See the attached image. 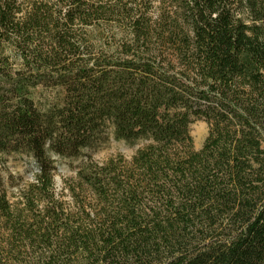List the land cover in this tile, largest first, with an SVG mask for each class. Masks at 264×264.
Here are the masks:
<instances>
[{
  "label": "trees",
  "instance_id": "16d2710c",
  "mask_svg": "<svg viewBox=\"0 0 264 264\" xmlns=\"http://www.w3.org/2000/svg\"><path fill=\"white\" fill-rule=\"evenodd\" d=\"M107 135L140 146L86 158ZM13 154L0 264H264V0H0ZM53 157L86 158L60 191Z\"/></svg>",
  "mask_w": 264,
  "mask_h": 264
},
{
  "label": "rangeland",
  "instance_id": "374dc122",
  "mask_svg": "<svg viewBox=\"0 0 264 264\" xmlns=\"http://www.w3.org/2000/svg\"><path fill=\"white\" fill-rule=\"evenodd\" d=\"M189 135L192 140L193 150L198 151L207 136L206 124L202 121L191 124L189 127ZM139 146L140 144L125 145L121 142H116L111 135H107L104 143L90 150H86L84 154L86 158H90L93 162L101 164L117 154H121L126 159H129ZM86 158L69 160L53 157L56 168L53 180L57 191L63 189L66 180L75 176L77 167ZM36 172L35 162L28 155H0V189L6 192V196L10 202L16 201L18 192L28 183L32 182Z\"/></svg>",
  "mask_w": 264,
  "mask_h": 264
}]
</instances>
